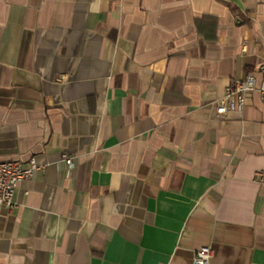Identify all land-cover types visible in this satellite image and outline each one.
Instances as JSON below:
<instances>
[{"label":"crops","instance_id":"1","mask_svg":"<svg viewBox=\"0 0 264 264\" xmlns=\"http://www.w3.org/2000/svg\"><path fill=\"white\" fill-rule=\"evenodd\" d=\"M263 61L264 0H0V264H264Z\"/></svg>","mask_w":264,"mask_h":264},{"label":"built area","instance_id":"2","mask_svg":"<svg viewBox=\"0 0 264 264\" xmlns=\"http://www.w3.org/2000/svg\"><path fill=\"white\" fill-rule=\"evenodd\" d=\"M261 75L257 84L252 71H248L244 78L231 80L225 87V93L216 105L219 115L229 110L241 111L244 108L247 93L257 90L264 102V61L259 66ZM61 159L68 166H73V157L63 153ZM39 168L34 158H30L27 164L18 159L0 160V206L12 209L15 206L13 200L15 189L21 180L29 179ZM262 173L260 176L262 177ZM212 249L210 246H202L195 251L191 264H210Z\"/></svg>","mask_w":264,"mask_h":264}]
</instances>
